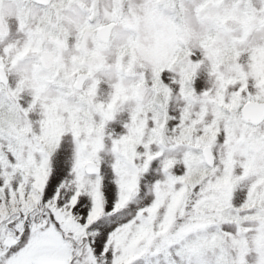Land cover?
Here are the masks:
<instances>
[{"label": "snow or ice", "instance_id": "obj_1", "mask_svg": "<svg viewBox=\"0 0 264 264\" xmlns=\"http://www.w3.org/2000/svg\"><path fill=\"white\" fill-rule=\"evenodd\" d=\"M0 264H264V0H0Z\"/></svg>", "mask_w": 264, "mask_h": 264}]
</instances>
